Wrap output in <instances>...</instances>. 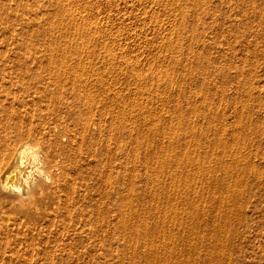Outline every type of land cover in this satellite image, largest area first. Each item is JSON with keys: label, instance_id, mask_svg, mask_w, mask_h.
<instances>
[{"label": "rangeland", "instance_id": "1", "mask_svg": "<svg viewBox=\"0 0 264 264\" xmlns=\"http://www.w3.org/2000/svg\"><path fill=\"white\" fill-rule=\"evenodd\" d=\"M130 1L131 0H126V1L125 0L124 1L123 0H73V1L71 0H55V1L54 0H0V93L2 92V94H0L1 95L0 99L11 102L13 101V99H16L18 97L24 100H32V99L36 100L39 94H37V92H34L33 87L30 90L27 89V91L26 89L23 90L21 78H23L22 75L25 72L24 64H28V65L40 64V63L49 64L50 61H53L52 59L60 61L58 58H60L63 55L68 56V54H70L69 61L71 60L73 64H80V63L82 64V68L80 71L81 76L78 83H81L82 81L81 85L85 84L84 89L85 86L89 85L88 87H86V91L89 92L88 90L91 88L92 91H90L89 93H92V96L91 94L89 93L88 94L90 97L94 96L93 99L95 98L94 100L93 99L91 100V111H93V113L91 112V118L89 119L88 122L90 133L94 137H96L94 139L96 146H100L101 144L105 146V141L109 139V141H106V144H108V146L110 147L113 158V159L111 158L112 174L110 181L107 182L104 181L105 182L104 184V182L102 181V179H104L103 175H102L103 177L100 175H97L96 177L92 176V178L94 179L88 182V186L84 185L81 189H79V191H81L83 194L86 193L87 195L86 198L83 197V201L80 207L73 205L69 208L68 212L64 214H60L57 216L52 215V217L41 216L40 218L37 219H41V218L43 219H41L40 221H37L35 219L33 223L27 220L26 217L23 216V214H19L17 217V215L14 214V212L7 211L8 215H6L4 218H0L1 219L0 220V264H147L145 261L146 259L140 253L143 251V248H139V250L137 249L138 251L135 250L136 253L133 252L132 249L127 248V246L125 245L126 239L120 232L123 228L121 222L122 219L120 216V212L122 211V209L124 210L126 206L131 205L132 207H136L137 209L140 210L139 207H141L142 205L145 206V204L146 205L149 204V202L147 201L150 194L148 193L149 190L147 186L148 174L146 172H145L146 174L142 172V169L143 170L145 169L144 168L145 163H142L145 162L142 156V151L144 150L143 147L146 146L142 144V146L140 147L141 152H138L136 157H134L135 153L132 150L134 147L133 145L134 143L131 141V139L129 140L128 135L126 133H120V135L117 136L118 129L111 125L113 124L114 119L116 121L115 113L118 112L117 109L119 108L120 110V106L122 105L121 106L122 108L128 102H126L125 104H123L122 102H121L122 104L120 102L116 104L115 99L117 98L114 97H117V93H118L117 87L124 88L125 86L124 84H122L124 86H120L118 83L121 84L122 82L125 83L126 81H129L130 77L129 78L127 77L128 79L127 78L125 79L128 73L131 74L130 75L131 77H134L133 74L134 72L132 73L131 67L124 65L127 64L128 61L132 60L133 63L137 61L136 64L138 63V65L135 64L136 68L138 69V67L139 68L141 67L142 69L140 68V70L141 71L144 70V72H148L150 69H152V67L158 70L159 69L161 70L162 69L161 67H164L163 69L170 68L172 66V64L170 63L173 62V59H170L169 57H167V55L164 54H166L165 52L169 54L168 50H171L172 47L171 43L173 44V46L175 45L179 46V48H177L179 50H177L178 53L176 52V56L179 53L180 54L178 55L179 57L177 56L178 58L177 57L175 58L177 64L175 69L184 70V67L186 68L184 72H186L187 83L189 85V88L190 89L192 88V90H190L189 93L191 94L192 91L198 92L202 88L206 90L207 101L211 103L210 104L211 107L216 109L215 110L216 112L214 114L211 113L212 115H214V122L216 126L217 125L221 126V128L223 129V137H222L223 142H225L226 144L230 142L229 144L231 145L230 148L232 149V151H234V153L238 151L236 154L239 153L238 156L241 158L240 160L242 161V163L240 162V164L244 163L243 165L240 166H246V168H248L247 169L248 171L247 170L245 171L246 173H244V169L243 171H241L242 169L240 170L236 169V172L234 169L233 174L234 172L238 174V175L236 174L237 176L234 174V176L231 178V179L236 178L235 179L236 183H233L234 185L233 188L235 190L234 189L232 190L231 196L232 195L233 196L231 197L229 203H227V208H226L227 210H225L224 213L222 212V209L220 210L218 214L220 218L217 216L214 220L215 211L213 210H215V208L214 209L211 208L214 205L206 202V199H209L207 196H209L210 194H214L213 190L215 188H213L212 191L208 190L207 188L203 189L204 191L206 190L205 192L206 195L204 194L206 197L204 196L205 202L201 201L203 205H205L204 215L201 216V218L203 217V220H205L204 222L205 225L203 224V226H205L204 230L206 229L208 231V232L206 231L207 239L205 240L207 241V244L205 241L201 246H199L200 244H198V246L200 247V248L198 247L197 249L199 253L196 254L197 252L196 251L193 254L194 257L192 255L193 253L192 250L190 253H188L192 259V260L189 259L188 264L189 263L190 264H264V0H202V1L196 0L195 3H194L195 0L194 1L170 0L169 2L168 0L167 1L164 0L165 1L164 3H168L167 4L168 8L166 7V4L164 5L163 0H159V1L157 0V2L156 0H143L144 2H141L142 0H139L140 2L138 0H132L131 2ZM151 1H153V4ZM171 1H175V2L171 3ZM177 1L180 2V4ZM183 1H185L186 3ZM199 1L201 2L199 3ZM64 2H66L67 5H65ZM72 2L73 3L75 2L77 6H73ZM161 2L163 4H160ZM169 3L171 4L170 6ZM202 3H204V5ZM69 4L71 6H68ZM155 4L157 5L160 4V5L158 7L157 5L153 6ZM186 5H188L189 8L188 6L186 7ZM62 6L65 7L62 8ZM90 6L93 7L89 8ZM150 6L152 7L153 11H156V13L155 12L153 13V11L150 9L151 8ZM199 6H201V8ZM68 7L70 10L73 9V11L76 12V15H79L80 17L85 18L89 16L87 18L92 20V23L98 21L97 28L94 27L96 24L93 23L94 28H92V30H86L81 33V34L89 33L88 34L89 36L87 35V37H85L86 34H84L85 36L81 35L77 30H75L76 31L75 33V31H73L74 28L72 27H70L72 30L69 28L71 32L69 31L68 28L62 29V28L50 27L51 23L54 22L55 24V22L56 23L58 22L57 24H59L62 20H64L62 19V15L64 13V10L68 9ZM79 7L81 10H79ZM98 7L99 9H97ZM153 7L154 8L156 7L155 8L156 10H154ZM171 7L173 8L175 7L177 10H175V8L170 9ZM162 8L163 10H161ZM194 8L195 10H193ZM125 9L127 12L125 11ZM168 9L173 12L170 11L171 12L170 13L169 11H167ZM182 9L184 11L186 10L187 11L182 12ZM143 10H145L146 13H144ZM90 11L91 13H89ZM128 11L129 12L131 11V14ZM132 11L133 13L135 12V14H133ZM166 11L168 12L169 16L167 15ZM176 11L181 12L183 14V17L182 14L179 16L178 14L180 13H177ZM142 12L143 14H145V16L141 14ZM163 12L166 13L164 14V18H163L165 19L166 17L165 20L162 19ZM148 13L149 15L153 14L154 16L153 18L152 16H150V20L148 19L149 17H147L149 16ZM176 14L178 15V17L176 16V18H178L177 20L179 21H177L174 17ZM194 15L195 17L201 16L199 18L200 20L198 18H195ZM117 16L120 17V18L118 17L119 20H117L118 19ZM169 17L170 18L173 17V18L170 20ZM180 17L184 19L182 20ZM112 18L114 21L112 20ZM179 18L181 19L182 22L180 21ZM154 20L155 21L157 20L158 23L156 24ZM172 20L175 23L177 21V23L173 24V22H171ZM140 21H142V23L145 26ZM63 22L64 21H62V23ZM149 22L151 23L155 22L154 23L155 25ZM170 22L172 23L171 25ZM178 22L180 23V25H178L179 24ZM150 24L154 26L152 27ZM184 24H186L185 28H184ZM160 25L162 26V29L164 28V32H162ZM174 25L178 27L179 32L181 31L180 34L177 31V29L176 31L178 33L174 30V28H176ZM158 26L160 28H158ZM164 26L165 27L168 26V28L170 29V30L168 29L169 32L167 31V29H165ZM171 27H173V29ZM139 28L142 31L138 30ZM134 29H136L137 32L138 31L140 32L136 36L132 32ZM122 30H124L125 34L124 32H122ZM165 30L167 32H165ZM119 31L121 33H119ZM152 31H154L156 34L153 32L155 34L154 35ZM173 31L176 33H174ZM114 32L115 33L118 32V36L121 35L120 36L121 38L118 36L117 38L113 37L112 33ZM157 32H159L162 35L160 36L159 33ZM60 33H62L63 35ZM146 33L149 35L146 36L147 35ZM166 33L167 35H170L168 36L169 38H167ZM90 34L91 36L92 35L93 36L90 37ZM163 34H165V37ZM129 35L131 36L133 35V36L131 37ZM152 35H154L155 37ZM175 36L176 38H178V40L180 37V40L178 41L176 38H174ZM80 37L83 38V40H81ZM89 37L92 38V40H90ZM194 37H196L195 42H194L195 40ZM149 38L153 39L152 41L155 42L154 45L153 42L150 43L151 41L147 42L148 44L145 42ZM84 40H87L88 42ZM166 43L170 45L167 46ZM184 43L186 44L188 43V45ZM149 44H151V47L149 46ZM77 46L79 47L76 48ZM146 46L147 47L149 46V48H147ZM166 46H167V50H166ZM84 48L86 49L89 48V49L85 50ZM118 49H120L121 51ZM62 50L64 53H62ZM68 50L70 53H68ZM82 50H84V52ZM189 50H191L192 52L194 51L191 54L192 56L190 55L191 51ZM81 51L83 52L82 55L80 53ZM85 51L88 52L86 53ZM97 51L99 54H97ZM122 51L123 52L125 51L126 53L125 52L123 53ZM112 52L113 54H111ZM77 53H79V56ZM85 53L88 55H85ZM101 53L103 54L101 55ZM114 53H117L118 55ZM159 53L160 55L163 54L164 56L161 55L160 56L161 58H159L158 57ZM54 54L56 56H54ZM89 54L91 55V58L93 56L94 57L91 59ZM105 55L107 56L109 55V56L107 57ZM133 55L136 56L137 58L135 59ZM193 56L194 58H192ZM80 58L82 59V62L80 61L81 60ZM85 58H87L88 60ZM151 58H153L154 60ZM180 58H182L181 59L182 62L186 59L185 64L182 63L181 61L179 62ZM105 59L107 61H104ZM141 59L142 61L147 60L148 64L146 61H144L141 64L140 61ZM165 59L167 60L166 62ZM118 60H120V62ZM87 61L89 62L87 63ZM138 61L140 62V64ZM86 63L87 65H84ZM109 63L111 64L113 63L112 66L114 65L115 71L113 69L114 67L111 68L112 66ZM188 64L192 65L191 67L194 68L191 69L192 72H190L189 74L187 73L189 66ZM141 65L144 67L146 65V68L142 67ZM124 66L125 68H123ZM126 68H130V69L127 70ZM126 70H127V74L125 72ZM82 71H84L83 72L84 75L82 74ZM36 72L39 73V76L42 75L44 77L45 82H49L52 80L50 79L51 72L49 69L47 71L44 70L43 68H37L35 73ZM120 73L123 76H121ZM119 75L120 77L117 78ZM98 77L100 78V80ZM200 79L202 80L200 81ZM30 81L31 79H29L24 84V88L31 86ZM223 81L226 82L224 83ZM71 82H73V80L71 81L66 80V83L64 84L63 88H61L62 92L60 97L59 98L57 97L55 101L50 100L49 97L44 98L43 94L39 95V101L37 102L41 104H43V102H46L48 105L42 108L41 116L35 115L34 124L37 123L39 125L41 124V122L45 121L46 125L50 126V129L54 133H59L60 135L64 134V127L66 123L69 121L72 122L73 120V117L69 112V106L72 107L74 105V109L76 110L80 109L84 111L86 109L84 105L81 106L79 105L80 107L77 106L78 98L76 94L73 93L72 89L74 85ZM93 82L95 83L97 82V83L95 84ZM107 82H109L110 85L108 83V85L106 86ZM187 83L185 82L184 85L186 86ZM199 83L201 85L197 87V84L199 85ZM36 84L43 85V83L41 82H38ZM65 85L67 86L65 87ZM49 86L50 89L54 88V85L52 83L49 84ZM214 86L216 87L214 88ZM80 87L83 88V86ZM131 87H135V86H131ZM220 87L222 90L220 89ZM100 89H102V91H99ZM124 92L125 91H122V93ZM103 93H105L106 95ZM109 94H111L112 96ZM99 95H101V97ZM103 95L104 97H106L105 99ZM130 95L133 96L132 93ZM110 96L114 99H112ZM163 96H166V94H163L162 91L161 98ZM101 98L104 99L103 100L104 102L101 101L102 100ZM161 98L158 99L159 101L158 103L156 102L157 104L155 103L153 105V106L156 105L155 109L158 107L160 108V109L158 108V111L155 113V116L159 115L161 117V115H163L161 118H163L164 121L166 120L165 118H167V121L164 122L163 124L164 126H167L168 122L169 124H171L170 123L171 118L169 119V116L172 113V111L171 108L164 103V99L162 98L161 100ZM196 99L200 101L199 97L198 98L196 97ZM112 100L114 101L113 105H111ZM93 101H94V105H93ZM97 101L99 104L95 103ZM106 102H107V106H103L106 105ZM214 104H216L217 106H215ZM110 105L112 107L115 105V108L114 107L113 108L111 107V109L105 108V107H110ZM101 106L104 107L103 111L106 110L105 111L106 114L103 113V111L101 110ZM98 108H100L101 112L99 111ZM152 108L154 109V107ZM167 108H169L168 109L169 111L166 110ZM112 117H114V119ZM161 121H159L160 123L156 121V124L160 130H162L163 127V125H161L163 123V120ZM197 122L199 125L197 127L195 126L196 127L195 130H197L198 133L200 132L199 126L201 127L204 125L203 128H206L205 126L207 123L205 122V119L201 120L200 118H197ZM114 133H116L117 135H115ZM102 135L103 136L105 135L106 137L105 136L103 137ZM112 136L113 138L115 136L113 141H112ZM198 138H199V142L204 141L202 137H198ZM233 138H235L236 140L235 143L233 142ZM161 139L162 138H160V140ZM234 145L237 147H233ZM240 155L243 157H241ZM244 157L245 159H243ZM151 159H152L151 164L154 165L155 158H151ZM211 161H213V155L211 157ZM127 163H131L129 165L131 167L133 165L134 167L131 168L129 165H127ZM246 163L249 165V167H247L248 165ZM140 165L142 166V168ZM217 166L218 165H216V168ZM218 167H220V165ZM216 168H215V170H217L216 173L214 172L215 170L214 171L212 170L208 173V176H213V177L215 175L220 176L219 173L221 168L219 170L218 168L217 169ZM237 170L239 172H237ZM149 173L151 172L149 171ZM133 192L135 193L133 194ZM142 195H144L145 197ZM235 196L237 197L235 198ZM77 197L78 196H76L75 198ZM126 197L127 199H131V200L133 199V200L131 202H126L127 201V200L125 201ZM79 204L80 201L77 203V205ZM229 204L230 206H228ZM107 205L111 207L109 211V215L103 212V209ZM97 206L98 208L96 209ZM206 207L208 209H205ZM53 209H54L53 207L52 209L51 208L49 209L51 210V213H54ZM77 211H80L83 215L77 216L75 214ZM34 213L37 212L35 211ZM227 215H228V220L227 217H225ZM19 219L22 220L23 223L22 221H19ZM44 219H46V221ZM224 220H227V222ZM221 224L223 226H221ZM211 229H214V233L213 230ZM219 230H221V232ZM213 242L215 244L217 243L216 246L218 250ZM63 246H64L63 250L60 249ZM219 246H221L223 249H221V247L219 248ZM74 251L76 252L73 254ZM175 251L178 252V248H175ZM183 251L184 250H182V252ZM215 251L217 252V254L215 253ZM69 252H71L72 254L71 256L70 254H68ZM75 254H79V255L76 257ZM131 254L133 255V257L131 256ZM188 254H186L187 259L189 256ZM195 261L196 263H194Z\"/></svg>", "mask_w": 264, "mask_h": 264}, {"label": "bare ground", "instance_id": "2", "mask_svg": "<svg viewBox=\"0 0 264 264\" xmlns=\"http://www.w3.org/2000/svg\"><path fill=\"white\" fill-rule=\"evenodd\" d=\"M71 1H73V0H71ZM169 1L170 0H168V2ZM201 1H199V3ZM66 2H64L65 5H67ZM141 2H144V1L142 0ZM145 2H147V1H145ZM151 2L153 4V1H151ZM156 2H157V0H156ZM164 2L165 1L163 0V3ZM172 2H175V1H171V3ZM183 2H185V1H183ZM195 2H196V0L194 1V3ZM59 3H60V1H59ZM74 3H73V6H77L76 3H75V5H74ZM87 3H89V2H87ZM127 3H128V1H127ZM163 3L161 2L160 4H163ZM178 3L180 4V2H178ZM157 4H155L153 6H156ZM165 4H166V7L168 8V6H167L168 3H164V5ZM202 4L204 5V3H202ZM128 5H129V3H128ZM159 5H157V7ZM164 5H162V6H164ZM170 5L171 4L169 3V6ZM191 5H193V4H191ZM68 6H71V5L69 4ZM146 6H149V5H146ZM187 6L188 5H186V7ZM64 7L65 6H62V8H64ZM92 7L90 6L89 8H92ZM199 7L201 8V6H199ZM89 8H88V10H89ZM128 8H130V7H128ZM155 8H154V10H156ZM172 8L173 7H171L170 9H172ZM188 8H189V6H188ZM74 9H76V8H74ZM97 9H99V7ZM116 9H117V7H116ZM137 9H138V7H137ZM150 9L153 11L152 7ZM159 9H157V10H159ZM79 10H81L80 7H79ZM161 10H163V8ZM175 10H177V9L175 8ZM175 10H174V12H175ZM193 10H195V8ZM204 10H203V12H204ZM62 11H63V9H62ZM125 11H126V9H125ZM143 11H144V13H146L145 10H143ZM167 11L170 12L171 10L168 9ZM179 11H176V12L180 13V14H178L180 16L182 13ZM183 11L184 10L182 9V12ZM186 11H184V12H186ZM154 12L156 13V11H153V13ZM164 12H163V15L161 14L163 16V17L161 16L162 19L164 18V14H166ZM171 12H173V11H171ZM89 13H91V11ZM129 13L131 14V11ZM132 13H133V11H132ZM149 13H148V15H149ZM60 14H62V13H60ZM86 14H87V12H86ZM86 14H84V15H86ZM133 14H135V12ZM141 14H143V12ZM137 15H136V17H137ZM143 15L145 16V14H143ZM167 15L169 16L168 12H167ZM178 15L176 14L174 16L176 20L178 19V18H176V16L178 17ZM150 16H152V18L154 17L153 14L152 15L150 14L149 16H147V17H149L148 18L149 20H150ZM87 17H89V16H87ZM87 17L84 18V17H80L79 15H76V12L73 11V9L70 10L68 7V9L64 10V13L62 15V19H64V20H62V19L61 20L64 21L63 23L61 21L59 24H57L58 22L57 23L55 22V24H54V22L52 21L53 23H51V25L50 24L49 25H50V27H54V28L56 27V28H62V29H64V28L69 29L70 27H72V28H74L73 31L77 30L81 34L82 32H84L86 30H92V28H94V27L97 28V26H98L97 25L98 21L97 22L95 21L93 23H95L96 25L93 27L92 20L88 19ZM118 17L119 16H117V18ZM136 17H134V18H136ZM182 17H183V14H182ZM182 17H180V18L182 19ZM194 17H195V15H194ZM200 17L198 16L195 18L199 19ZM91 18H93V17H91ZM119 18L117 20H119ZM172 18H170V20ZM185 18H187V17H185ZM59 19H60V17H59ZM139 19H141V18H139ZM165 19H166V17H165ZM165 19H163V20H165ZM181 19H180V21H181ZM112 20H113V18H112ZM93 21H94V19H93ZM136 21H138V20H136ZM177 21H179V20H177ZM177 21H176V23H177ZM50 22H51V19H50ZM140 22L142 23V21H140ZM143 22H145V21H143ZM155 22H156V24L158 23L157 20ZM164 22H166V21H164ZM164 22H163V25H164ZM167 22H169V21H167ZM171 22H173V20ZM171 22H170V25L172 24ZM194 22H195V20H194ZM114 23H112V24H114ZM149 23H151V22H149ZM174 23L175 22H173V24ZM178 25H180V23ZM185 25L186 24H184V28H185ZM117 26H119V25H117ZM174 26L176 27V25H174ZM140 27H141V24H140ZM166 27H165V29H167V31H168L169 28H168V26H166ZM158 28H160V27L158 26ZM171 28L173 29V27H171ZM182 28H183V26H182ZM70 29H69V31L71 32L72 29L71 30ZM119 29H120V27H119ZM152 29H154V28H152ZM161 29H162V26H161ZM176 29L178 31V27L174 28L175 31H176ZM194 29H195V27H194ZM54 30H56V29H54ZM101 30H103V29H101ZM124 30H122V32H124ZM138 30H140V28ZM157 30H155V31H157ZM140 31H142V30H140ZM167 31L165 30V32H167ZM185 31H186V29H185ZM55 32H58V31H55ZM132 32H133V34H135V36L140 33L139 31L137 32L136 29H134ZM153 32L154 31H152V33ZM162 32H164V28L162 29ZM173 32H172V34H173ZM176 32H174V33H176ZM180 32H179V34H180ZM75 33H76V31H75ZM103 33H104V31H103ZM119 33H121V32L119 31ZM157 33H159V32H157ZM60 34H62V33H60ZM80 34H79V36H80ZM84 34H86V36ZM88 34L83 33L81 35H84L85 37H87ZM124 34H125V32H124ZM148 35L149 34H147L146 36H148ZM154 35H152V36H154ZM159 35L161 36L162 34L159 33ZM163 35L165 37V34H163ZM166 35H167V33H166ZM92 36L90 34V37H92ZM112 36L117 38L118 32L112 33ZM120 36L121 35H119L118 37H120ZM129 36H131V35H129ZM168 36H170V35H167V38H169ZM56 37H57V35H56ZM90 37H89V39L92 40V38H90ZM141 38H142V36H141ZM174 38H176V36ZM135 39H136V37H135ZM155 39H157V38H155ZM170 39H171V37H170ZM176 39L178 40V38H176ZM194 39H195L194 40V42H195L196 37H194ZM81 40H83V38H81ZM87 40H88V38H87ZM87 40H84V41H87ZM152 40H153L152 38H149L145 42L147 43V42L151 41L150 43H152L153 42ZM179 40H180V37H179ZM191 40H193V39H191ZM95 41H96V39H95ZM162 41H161V43H162ZM165 41H167V40H165ZM171 41H173V40H171ZM62 42H63V40H62ZM89 42H91V41H89ZM115 43H112V44H115ZM154 43L155 42H153V45H154ZM188 43H189V40H188ZM188 43L187 44L184 43V44L188 45ZM163 45H165V44H163ZM166 45L169 46L170 44L166 43ZM171 45H172L171 50H168L169 54H167V52H165L166 54H164V55H167V57H169L170 59H173V62L170 63V64H172V66L170 68L163 69L164 67H161L162 69L158 70V69L152 67V69H150V70L148 69L149 70L148 72H144V70L143 71L140 70L141 67L140 68L138 67V69L136 68V65H138V63L136 64L137 61L136 62L134 61L135 63H133L132 60L128 61V59H127L128 62H127V64H124V65L131 67L132 73L134 72L133 73L134 77H131L130 76L131 74H129V73L127 74V70H129L130 68H126L127 70L125 72H126L127 76L125 77V79L127 77L128 78L130 77L131 79L129 78V81L125 80L126 82L125 83L122 82L121 84L118 83L120 80L117 82L120 86H124V85L125 86H124V88L123 87L122 88L117 87V92H118L117 97H114V98H117V99H115L116 104L119 102L120 103L122 102L123 104H125L126 102H128V103L126 105H124L122 108H121V106H122L121 105L120 110H119V108L117 109L118 112L115 113L116 121H115L114 117H112L114 119L113 120L114 122H113V124L111 122V124H112L111 126L116 127L118 129V135L116 133H114L115 135L119 136L120 133H126L128 135L129 140L131 139V141L134 143L133 144L134 147L132 149L135 153L134 157H136L138 152H141L140 147L142 146V144H144L146 146V147H143L144 150L142 151V156H143V159L145 160V162H142V163H145V165L143 164L145 171L142 169V172H144V173L146 172L148 174V177H147V181H148L147 184L148 185L147 186H148V190H149L148 193H150V194H149L147 201L149 202L150 205L149 204L146 205L144 203L145 206L142 205L141 207H139L140 210L137 209L136 207H132L131 205L126 206L124 208V210L122 209V211L120 212V216L122 219L121 222H122L123 228L120 232L126 239L125 245L127 246V248L132 249L133 252H135V250H137V249L139 250V248H143V251L140 253L146 259L145 261L147 264H188L189 259H191L190 255L188 253H190L192 250L193 251L192 255L196 251H197L196 254H198L199 253V251L197 250L198 247L201 246L203 244V242L207 239L206 238V234H207L206 231L207 230L206 229L204 230L205 226H203L205 220H203V217L201 218V216L204 215V211H205L204 210L205 205H203L202 202H205L204 196L206 195L205 194L206 190L204 191L203 189L207 188L208 190L212 191V189L215 188L213 190L214 194H210L209 196H207L209 199H206L207 203H211L214 205L211 208H213V209L215 208V210H213V211H215V213H214V220H215V218L218 216L221 209H222L223 213L225 212V210H227L226 209L227 203H229L231 197L233 196V195L231 196V194H232V190L234 189L233 183H236L235 182L236 178H234V179H231V178L234 176V174L235 175L237 174V173H235L236 169H238V170L242 169L241 171H243V169H244V173H246L245 171L248 169V168H246V166H240V165H243L244 163L240 164V162L242 163V161L240 160L241 158L238 156L239 153L236 154L238 151L236 153H234V151H232V149L230 148L231 145L229 144L230 142L228 144L223 142V140H222L223 129L221 128V126H218V125L216 126V124L214 122V115H212L211 113L214 114L216 112L215 111L216 109L211 107V105H210L211 103L209 101H207L206 90L202 88L198 92L192 91L191 94L189 93L190 90H192V88L190 89L189 85L187 83L186 72H184V70L186 68L184 67V70L183 69H181V70L175 69V67L177 65L175 58L180 54L179 53L176 56V52L178 53L177 50H179L177 48H179V46L178 45H177L178 47L176 45L173 46L172 43H171ZM149 46L151 47V44H149ZM149 46L148 47L146 46V47L149 48ZM167 46H166V50H167ZM78 47L79 46H77L76 48H78ZM80 48H79V50H80ZM154 48H155V46H154ZM84 49L88 50L89 48H87V49L84 48ZM120 49H121V47H120ZM120 49H118V50H120ZM79 50H78V52H79ZM91 50H92V48H91ZM49 51H50V48H49ZM74 51H72V52H74ZM82 51L84 52V50H82ZM82 51L80 52L81 55L83 54ZM156 51H158V50H156ZM189 51H191V50H189ZM193 52L191 51L190 55ZM62 53H64L63 50H62ZM68 53H70L69 50H68ZM86 53H85V55H88ZM117 53H114V54H117ZM77 54L79 56V53H77ZM97 54H99L98 51H97ZM102 54L103 53H101V55ZM111 54H113V52ZM185 54H186V52H185ZM161 55L164 56L163 54H161ZM161 55L159 53L158 57L161 58L160 57ZM54 56H56V55L54 54ZM69 56H70V54H68V56L67 55L61 56L60 58H58L60 61L52 59L53 61H50L49 64H47V63H45V64L40 63V64H34V65L24 64L25 72L22 75L23 78H21L23 90L26 89V91H27V89L30 90L33 87L34 92H37V94H39V95L43 94L44 98L49 97L50 100H54V101L56 100L57 97L58 98L60 97L61 92H62L61 88H63L64 84L66 83V80H70V81L73 80V82H71L74 85L72 90H73V93H75L77 98H78L77 99V102H78L77 106L84 105V107L86 109L84 111H82L80 109L76 110V109H74V105L73 106L71 105L72 107H70L68 104L69 112L72 115L73 120H72V122L69 121L66 123V125L64 127V134L63 135H60L59 133H54L50 129V126L46 125L45 121L41 122V124H39V125L37 123L34 124L35 123V115L41 116L42 108L45 107L46 105H48L46 102H43V104L37 102V101H39V95L36 98V100L35 99L34 100L33 99L32 100H24V99L18 97L16 99H13V101L11 102V101H6V100L0 99V218H4L6 215H8L7 211H11V212H14V214H16L17 217L19 214H23V216H25L27 220H29L33 223L35 219L37 221H40L41 219H43V218L37 219V218H40L41 216L42 217H47V216L52 217V215L57 216L60 214H64V213L68 212L69 208L73 205L80 207V205L83 201V197L86 198L87 195H86V193L83 194L81 191H79V189H81L84 185L88 186V182L90 180L94 179V178H92V176L96 177L97 175H100V176L103 175L104 176V179H102L103 182L104 181H106V182L110 181V179H111L112 153H111L110 147L108 146V144H106V141H109V139L107 138L108 140H106V141L104 140L105 146H103L102 144L100 146H96V143L94 140L96 137H94L90 133V130L88 127V125H89L88 122H89V119L91 118V112L93 113V111H91V100L93 99L94 96L93 97L89 96V94H91V96H92V93H89L90 91H92V89L90 88L88 90L89 92H87L86 87H88L89 85L85 86V89H84L85 84L81 85L82 81H81V83H78L80 76H81L80 71L82 68V64L80 62H79L80 64H73L71 62V60L69 61V58H70ZM89 56L91 58L90 54H89ZM105 56H107V55H105ZM134 57H135V59L137 58L136 56H134ZM145 57H146V55H145ZM95 58H96V56H95ZM192 58H194V56ZM82 59L80 60L81 62H82ZM85 59H87V58H85ZM97 59H99V58H97ZM151 59H153V58H151ZM166 59H165V62L167 61ZM181 59L182 58H180V60L178 59L179 62L181 61ZM49 60H50V58H49ZM185 60L183 62L182 61L181 62L185 64ZM195 60H196V58H195ZM89 61H91V60H89ZM89 61H87V63ZM104 61H107V60L105 59ZM113 61H115V60H113ZM118 61L120 62V60H118ZM140 61H141V64L144 61L147 62V60L142 61V59ZM146 62H145V64H146ZM87 63L84 65H87ZM125 63H126V61H125ZM182 63H181V65H182ZM109 64H111V63H109ZM112 64H111V66H112ZM139 64H140V62H139ZM147 64H148V62H147ZM207 64H208V62H207ZM103 65H104V63H103ZM43 66H45V67H43ZM191 66L192 65L188 66V71H187L188 74L190 72H192L191 69H194ZM4 67H5V65H4ZM113 67H114V65L111 68H113ZM142 67H144V66H142ZM37 68H43L44 70H47V71L49 69L51 72L50 79H52V80L49 82H45V79L42 75L39 76L38 72L35 73ZM123 68H125V66ZM144 68H146V65ZM159 68H160V66H159ZM200 68H201V66H200ZM113 69L115 71V67ZM98 70H100V69H98ZM102 71H103V69H102ZM122 71H120V72H122ZM83 72L84 71H82V74H83ZM201 73H202V71H201ZM120 75H121V73H120ZM120 75L117 78H119ZM94 76H96V75H94ZM121 76H123V75H121ZM70 78H72V79H70ZM193 78H194V76H193ZM207 78H209V77H207ZM24 79H26L27 81L29 79H31V81H30L31 86L30 87L24 88V84L27 82ZM99 80H100V78H99ZM201 80L202 79H200V81ZM101 81H103V80H101ZM105 81H106V79H105ZM38 82L43 83V85L36 84ZM185 82L187 83L186 86L184 85ZM223 82L225 83L226 81H223ZM17 83H19V82H17ZM51 83L54 85L53 89L49 88L50 87L49 84H51ZM93 83H95V82H93ZM108 83L109 82L106 83V86L108 85ZM200 83H199V85L197 84V87H199L201 85ZM210 83H212V82H210ZM15 84H16V82H15ZM122 84H124V85H122ZM206 84H207V82H206ZM109 85H110V83H109ZM66 86L67 85H65V87ZM80 86H83V88H81ZM131 86H135V87H131ZM223 86H222V89H223ZM108 87H107V89H108ZM215 87L216 86H214V88ZM131 88H133V89H131ZM1 89H2V87H1ZM216 89H218V88H216ZM220 89H221V87H220ZM99 91H102V89H100ZM122 91H125V92L122 93ZM162 91H163V94H166V96L162 97L164 99V103L166 105H168L172 111V113L169 116V119L171 118L170 119L171 124H169V122H168L169 125L166 123L167 126L163 125L164 122L167 121V118L164 117L166 119L164 121V119L161 118L163 115H161V117H160L157 113L158 116H155V113L158 111L159 107L155 109L156 105L153 106L156 102L158 103V101H159L158 99L161 98ZM130 92L133 94V96L130 95L131 94ZM95 93H96V91H95ZM0 94H2V92ZM101 94H102V92H101ZM103 94H105V93H103ZM109 95H111V94H109ZM99 96L101 97V95H99ZM130 96H131V98H130ZM103 97H104V95H103ZM196 97L197 98L199 97L200 101H198V99H196ZM105 98L106 97H104V99ZM114 98H112V99H114ZM162 98H161V100H162ZM101 99H102L101 101L104 100L103 98H101ZM97 100H98V98H97ZM110 101H111V99H110ZM95 103H98V101ZM101 103H100V105H101ZM113 103H114V101L112 100L111 105H113ZM62 104H64V103H62ZM93 105H94V101H93ZM108 105H109V103H108ZM111 105H110V107H105V108L111 109V107H112ZM115 105L113 106L114 108H115ZM160 105H163V104H160ZM214 105L217 106L216 104H214ZM103 106H107V102H106V105H103ZM103 106H101L102 111L104 108ZM152 107H154V109ZM163 107H165V106H163ZM116 108H117V106H116ZM98 109L100 111V108H98ZM168 109L169 108H167L166 110L169 111ZM105 111H103V113L106 114ZM204 111H206V112H204ZM159 112H160V110H159ZM51 115H53V114H51ZM210 115H212V116H210ZM109 116H110V113H109ZM216 117H218V116H216ZM197 118H200L201 120L205 119V122L207 123L205 126L206 128H203L204 125L201 127L199 126L200 132H198V133H197V130H195V128L199 125L197 122ZM109 119H108V121H109ZM169 119H168V121H169ZM161 120H163V123L161 124V125H163V127L159 124L160 123L159 121H161ZM46 121H47V119H46ZM156 121L159 122L158 124L162 127V130L159 129V127L156 124ZM217 122H218V120H217ZM107 125H106V127H107ZM198 137H202L204 139V141L202 140L203 142H199ZM114 138H115V136H114ZM114 138L112 136V141ZM160 138H162V139L160 140ZM235 138H233L234 143L236 142ZM63 140H66V141H63ZM231 144H233V143H231ZM235 145L233 147H237ZM238 146H239V144H238ZM125 150H126V148H125ZM212 155H213V161H211ZM241 157H243V156H241ZM151 158H155V160L153 159L154 165L151 164V160H152ZM243 159H245V157ZM129 164H131V163H127V165H129ZM124 165H126V164H124ZM216 165H218V166L220 165V167L217 166L218 170L221 168L220 173H219L220 176H217V175H215L214 177L208 176V173L210 171L215 170ZM132 167H134V166L132 165ZM135 167H136V165H135ZM247 167H249V165ZM141 168H142V166H141ZM234 169H235V172L233 174ZM238 170H237V172H239ZM149 171L151 173H149ZM216 171L217 170H215L214 172L216 173ZM214 172H213V174H214ZM132 173H133V170H132ZM134 174H136V173H134ZM145 176H147V175H145ZM131 180H133V179H131ZM231 180H232V182H231ZM104 184H105V182H104ZM132 188H133V186H132ZM85 192H86V190H85ZM130 192H132V191H130ZM134 193L135 192H133V194ZM76 196H78V197L75 198ZM80 196H82V197H80ZM142 196H144V195H142ZM127 197L125 199V201L127 200L126 202H131L133 200V199L132 200L127 199ZM236 197L237 196H235V198ZM78 199H80V200H78ZM79 201H80V204L77 205V203ZM143 201H145V200H143ZM132 203H134V202H132ZM51 205H53V206H51ZM228 206H230V204ZM52 207L54 208L53 209L54 213H51V210H49L50 208L52 209ZM207 207L205 209L209 208V207L208 208ZM97 208H98V206L96 207V209ZM110 208L111 207L109 205H107L103 209V212L107 213L109 215ZM38 210H40V211H38ZM229 210H230V208H229ZM35 211L37 213H34ZM75 214L77 216L83 215L80 211H77ZM229 216H230V214H229ZM99 217H100V215H99ZM218 217L220 218V216H218ZM225 217H227V220H228V215ZM79 219H81V218H79ZM44 220L46 221V219H44ZM221 220H223V219H221ZM227 220H224V221L227 222ZM19 221H22V220L19 219ZM53 221H54V219H53ZM217 221H216V223H217ZM2 222H4V221H2ZM223 222H222V224H223ZM22 223H23V221H22ZM222 224H221V226H223ZM211 230H213V233H214V229H211ZM219 231L221 232V230H219ZM208 238H210V237H208ZM205 242L207 244V241H205ZM216 242H218V241H216ZM208 243H210V242H208ZM198 244H200V245L198 246ZM216 244H215V246H216ZM211 245H212V243H211ZM220 247L221 246H219V248ZM63 248H64V246L60 249L63 250ZM175 248H178V252L175 251ZM216 248H217V246H216ZM221 249H223V248L221 247ZM182 250H184V251L182 252ZM217 250H218V248H217ZM216 251H215V253L217 254ZM75 252L76 251H74L73 254ZM68 254H70V256L72 255L71 252H69ZM186 254L189 255L188 259L186 258L187 257ZM75 255L77 257L79 254H75ZM131 256L133 257L132 254H131ZM193 257H194V255H193ZM194 263H196V261Z\"/></svg>", "mask_w": 264, "mask_h": 264}]
</instances>
